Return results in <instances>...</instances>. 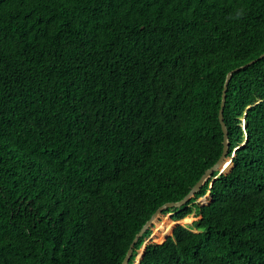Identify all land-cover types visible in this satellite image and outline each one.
Listing matches in <instances>:
<instances>
[{
    "label": "trees",
    "instance_id": "1",
    "mask_svg": "<svg viewBox=\"0 0 264 264\" xmlns=\"http://www.w3.org/2000/svg\"><path fill=\"white\" fill-rule=\"evenodd\" d=\"M263 53L264 0H0V264H122L221 158L227 76ZM224 118L233 168L129 264L153 235L138 264H264V59Z\"/></svg>",
    "mask_w": 264,
    "mask_h": 264
},
{
    "label": "water",
    "instance_id": "2",
    "mask_svg": "<svg viewBox=\"0 0 264 264\" xmlns=\"http://www.w3.org/2000/svg\"><path fill=\"white\" fill-rule=\"evenodd\" d=\"M262 59H264V53L258 57L257 59L250 61L249 63L231 71L228 76H227V80L226 83L224 85V90H223V95H222V103H221V109H220V113H219V119L222 125V129L224 132V152L223 155L221 156V158L218 160V162L209 170L206 171V173L203 175V177L201 178V180L193 187V189L189 192V194L180 202H176V203H168L163 205L162 207H160L157 212L152 216V218L142 227V230L140 231V233L136 236L134 242L132 243V245L130 246V249L127 253V256L124 260V262L122 264H129L130 259L132 258L134 251H135V245L136 243L140 240L143 239V236L145 234V232L148 230V228L150 226H152L154 220L156 219V217L162 213L164 211V209H170V208H176V207H187L189 202L196 196V194L202 189V187L208 182L209 179H211L215 173L219 172V175L224 174V173H228V172H223V167L226 166L229 163H232V168H233V161L235 158V155H233L232 157H228L229 156V133H228V129L227 126L225 124V118H224V111H225V107H226V103H227V93H228V89H229V84L234 76V74L249 68L250 66L258 63L259 61H261ZM218 175V176H219ZM216 180L213 179L212 184L214 183V181ZM210 196L209 194L206 195ZM202 218V215L200 214V219ZM166 241V240H165ZM164 241V242H165ZM163 242V243H164ZM161 243V244H163ZM149 244L144 243L143 247H142V254L140 256L137 257V261L136 264H138L141 259L144 256L145 250L147 248ZM159 245V244H158ZM140 250V251H141Z\"/></svg>",
    "mask_w": 264,
    "mask_h": 264
},
{
    "label": "rangeland",
    "instance_id": "3",
    "mask_svg": "<svg viewBox=\"0 0 264 264\" xmlns=\"http://www.w3.org/2000/svg\"><path fill=\"white\" fill-rule=\"evenodd\" d=\"M210 202H211V198H210V196H205V197H203V198H201V199H199L196 203H198V204H201V205H208V204H210ZM187 208H193V204H190V205H188L187 207H186V209ZM172 209H175V208H170V209H164V211L162 212V214H166V211H172ZM193 212H198L199 213V215H200V212L197 210V209H193ZM161 214V213H160ZM170 216L171 215H169V216H167V217H165V219H164V222L163 223H159L158 221L156 222V224H154V222H153V224H152V226H154V228L152 229L155 233H158V232H164L165 230H166V228H165V224L168 222V219L170 218ZM198 220H200V216L192 223V224H187V225H183V226H186V227H192V225L196 222V221H198ZM151 227V226H150ZM149 227V228H150ZM162 229V230H161ZM194 231H196L195 229H193ZM154 236L155 235H153L150 239H152V238H154ZM150 239L147 241V242H149L150 241ZM144 241H145V239H144ZM146 242V243H147ZM150 244H152V243H150ZM153 244H156V243H153ZM142 254V250L139 252V256Z\"/></svg>",
    "mask_w": 264,
    "mask_h": 264
},
{
    "label": "clouds",
    "instance_id": "4",
    "mask_svg": "<svg viewBox=\"0 0 264 264\" xmlns=\"http://www.w3.org/2000/svg\"><path fill=\"white\" fill-rule=\"evenodd\" d=\"M245 12H244V9H240L238 11L235 12V15L230 17V19H234V20H240L243 18Z\"/></svg>",
    "mask_w": 264,
    "mask_h": 264
},
{
    "label": "bare ground",
    "instance_id": "5",
    "mask_svg": "<svg viewBox=\"0 0 264 264\" xmlns=\"http://www.w3.org/2000/svg\"><path fill=\"white\" fill-rule=\"evenodd\" d=\"M224 167H225V166H224ZM224 167H223V169H224ZM183 207H184V206H183ZM183 207H176L175 209H182ZM161 215H162V213L159 214V215L156 217V219L154 220V224H156L157 220L161 217ZM154 226H155V225H154ZM154 226H151L150 228H148V230H149V229H152ZM148 230H147V231H148ZM161 230H162V229H161ZM147 231H146V232H147ZM146 232H145V233H146Z\"/></svg>",
    "mask_w": 264,
    "mask_h": 264
}]
</instances>
